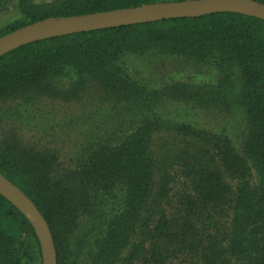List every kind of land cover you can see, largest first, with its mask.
<instances>
[{
	"label": "trees",
	"instance_id": "trees-1",
	"mask_svg": "<svg viewBox=\"0 0 264 264\" xmlns=\"http://www.w3.org/2000/svg\"><path fill=\"white\" fill-rule=\"evenodd\" d=\"M253 1L264 5V0ZM151 3L18 0L26 22L0 37L49 18ZM148 51L222 67L227 75L221 82L247 120L241 154L225 138L185 125L165 136L159 122L144 117L89 146L75 168L61 173L55 172L47 152L0 141V174L47 222L57 264H62L61 246L67 245L78 218L93 215L98 197L106 194H116V206L104 215V231L90 264H264V20L221 12L29 43L0 57V102L27 92L52 94L54 80L70 70L79 78L76 89L68 92L72 97L83 83L94 81L106 95L157 99L155 92L145 94L144 87L125 81L124 70L114 64L125 53ZM185 90L180 86L178 92L200 104L220 97ZM178 176L187 189L170 206L171 185ZM10 226L39 246L28 221L0 195V264H21L14 238L4 231Z\"/></svg>",
	"mask_w": 264,
	"mask_h": 264
},
{
	"label": "rangeland",
	"instance_id": "rangeland-1",
	"mask_svg": "<svg viewBox=\"0 0 264 264\" xmlns=\"http://www.w3.org/2000/svg\"><path fill=\"white\" fill-rule=\"evenodd\" d=\"M25 22L18 0L2 1L0 36ZM114 64L124 70L125 81L144 87L145 94L155 92L157 99L149 100L145 95L132 98L106 95L94 81L83 83L72 97L68 92L76 89L79 78L70 70L54 80L52 94L27 92L0 102V141L47 152L53 157L55 172L61 173L75 168L89 146L108 140L113 132L127 130L146 117L159 122L165 136L174 135L180 125H185L221 136L237 154L243 152L247 120L244 109L236 100H230L229 88L221 82L227 75L222 67L155 51L125 53ZM180 86L187 88L186 93L203 96L207 92L220 97L209 104H200L197 98L184 99L182 92H178ZM251 175V183L256 182L255 173ZM171 188L169 205L173 206L187 189V182L178 176ZM116 201V194L99 196L93 215L78 218L67 245L61 246L62 264H90L89 256L95 253V243L104 231V215L116 206ZM4 231L14 238V250L21 264H42L40 247L34 239L24 237L13 226Z\"/></svg>",
	"mask_w": 264,
	"mask_h": 264
},
{
	"label": "water",
	"instance_id": "water-1",
	"mask_svg": "<svg viewBox=\"0 0 264 264\" xmlns=\"http://www.w3.org/2000/svg\"><path fill=\"white\" fill-rule=\"evenodd\" d=\"M240 13L264 20V5L253 0H184L145 4L66 19L42 20L0 37V57L20 46L66 35L145 24L212 13ZM0 195L28 221L38 240L42 264H57L53 238L47 222L34 204L0 174Z\"/></svg>",
	"mask_w": 264,
	"mask_h": 264
}]
</instances>
